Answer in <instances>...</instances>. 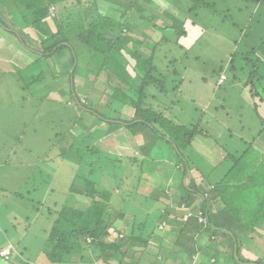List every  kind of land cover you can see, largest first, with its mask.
<instances>
[{
	"label": "trees",
	"instance_id": "16d2710c",
	"mask_svg": "<svg viewBox=\"0 0 264 264\" xmlns=\"http://www.w3.org/2000/svg\"><path fill=\"white\" fill-rule=\"evenodd\" d=\"M62 1L0 0V28L17 37L26 48H30L26 39H29L31 30L42 37L39 43L40 57L33 61L34 64L40 65L47 61L52 64L61 60L58 64L62 69V75L65 76L61 75V77L68 80L66 95L70 96L66 101L72 109L83 110L92 119L82 132L84 135L78 134V140L74 139L75 144L78 145L77 151L87 150L85 153H94L90 150L91 146L82 140H90L92 133H96L91 131L106 123L118 126L108 127L110 129H125L133 138L137 135L141 136L142 142H138L141 152L137 153L135 159L127 158V161L123 160V162L120 159V163L110 160L107 156L104 158L98 156V162L97 158L93 162L87 161L86 164L91 167L88 176L98 172V177L95 176L94 181L87 177L74 180L69 196L63 201H53L46 206V209L43 208L45 202L41 204L34 193L38 189L36 182L38 171L32 173L31 178L19 191H16L15 195L24 201L30 200L35 209V211L33 209L34 214L40 212L47 223L40 224L36 231L31 228L32 224L27 229L30 223L19 227L26 233L21 238L19 235L14 238L8 237L10 243L0 248V260L6 264H35L33 261L38 260H42L45 264H113L116 260L115 254L119 253L117 264H139V258L144 256L153 239L160 242L157 245L159 258H156L152 264H163L169 261L171 255L177 257L180 249L186 250L188 255L198 254L200 260L206 259L205 257L216 260L218 256L215 253L216 245L213 244L215 241H212L211 237L220 235L226 247L230 249L225 256L227 258L229 256L236 264L240 262L241 235L243 233L256 235L264 232V194L261 195L256 206L260 218L252 221L250 227L240 224L234 229L226 228V225L216 223L218 220L216 215L225 216L228 192L231 190L236 193L242 192L247 183L253 179L250 170H254L249 161L243 159L247 157L248 150L238 158L226 155L224 161L227 165L222 177L218 180H209L199 168L191 166L192 162L180 152V148L191 145L199 136L205 139L213 138L211 134L206 129L198 127L199 123L190 128L171 126L163 110H159L164 108L167 111L171 104L170 101H166L168 97L166 83L174 84L172 91H178L181 84V81L176 79L179 74L174 68L176 61L170 56V52L175 48L184 50L190 44L189 39L193 35L189 32L192 27L187 25L183 18L178 19L177 14L184 12L188 16L197 13L198 10H207L213 14L218 12L219 7L223 8L225 0H148L162 8L159 9L160 15L152 9L147 11L146 6L137 3V0H74L71 9L57 11L56 15H52V10L62 4ZM256 1L261 4V0ZM177 2L181 5L178 6L182 12L178 11L179 8L175 10L171 7ZM259 10L262 12H258L260 17L249 20L247 30L242 34L241 40L237 41V49L230 56L227 70L235 71V62L239 61V70L245 71L247 77L244 88L250 98L253 112L258 120L264 123V9L261 7ZM226 21L228 19L223 20L224 23ZM252 23H257V26L263 29V34L257 41L248 34L253 28ZM229 25L233 28L237 27L233 22ZM139 26L148 28L154 39L146 34L142 35L143 38H139L131 30L138 29ZM248 38L252 40L251 46L245 48L249 45L246 41ZM132 41L140 46H131ZM85 65H89L90 70L97 71L98 74L100 71L107 73L109 83L102 92L117 102L112 106L113 108L90 102L88 99L85 103L81 102L83 95H80L75 78L78 73H85V70L83 71ZM32 77L38 79V75L33 74ZM57 78L53 79L57 80ZM88 78L90 79V76ZM227 79L224 68L220 67L217 71L215 88H221ZM149 88H153L166 99L163 106L162 101L158 102L160 106L153 105L154 97L146 93ZM123 107L127 109L124 111ZM117 108H120L124 115L115 121V118L114 120L110 118V114ZM78 120L83 122L82 117ZM262 131L261 128L259 133ZM178 133H181V137L176 136ZM151 138L167 143L173 154L169 153L167 157L166 154L163 156L152 154L155 147L147 144ZM73 146L72 143L71 147ZM128 162L134 163L129 166H134L139 172L132 175L135 180L132 185L135 189L132 188L128 192L129 195L130 192L133 193L134 199L125 194V189L128 187L124 189L125 185L122 187L121 182L117 183L116 179H113V177H122L120 176L122 173L115 172L128 167L126 166ZM164 162L173 163L177 168L179 196L172 192L169 194L167 190L163 192L161 189L149 188L146 192L143 184L144 175L164 171L162 168ZM8 164L9 162L5 161L4 166ZM96 164L97 171L92 169ZM111 168L115 171L114 169V172L110 171ZM109 181L113 182L111 186H108ZM113 189H117L116 193ZM28 193L32 194V200L29 199ZM113 201L119 208L114 207ZM132 203L135 209L128 210ZM174 204L177 205L175 208L172 206ZM180 206L189 211L190 217L186 221L182 220L183 214L175 212L180 210ZM214 208L217 209L216 213L213 211ZM212 212L215 215H212ZM6 215L14 220L17 219L13 213L6 211L0 212V221L5 220ZM202 216L204 222L198 223V218ZM37 217L40 216L37 214ZM37 220L36 218L35 221ZM257 220L261 225L256 223ZM181 223L184 224L183 228L180 226ZM5 232L8 233L6 230ZM173 233H176L174 240L167 239ZM31 238L40 239V248H36L37 252L31 246ZM187 238L194 239L191 245L183 243ZM204 242L209 244H206L208 248ZM8 245L12 248L4 253L3 249ZM205 248L207 251H204ZM177 260V264H195L188 258ZM259 261L243 263L242 260L240 263L259 264Z\"/></svg>",
	"mask_w": 264,
	"mask_h": 264
},
{
	"label": "rangeland",
	"instance_id": "374dc122",
	"mask_svg": "<svg viewBox=\"0 0 264 264\" xmlns=\"http://www.w3.org/2000/svg\"><path fill=\"white\" fill-rule=\"evenodd\" d=\"M137 3L144 4L147 11L152 9L157 15H160L159 9L162 8L156 3L148 0H137ZM173 5L171 7L175 10H178L181 6L178 2ZM73 6L74 0H63L62 4L52 10V15H56L57 11H67ZM222 6L223 8L219 7L218 12L216 11L213 14L207 10H198L197 13H191L188 16L184 12L176 13L178 19L183 18L186 20L187 25L189 24L193 30V32L192 30L189 31L193 35L189 39L190 44L184 50L175 48L174 51L170 52V56L176 61L174 68L179 74L176 79L181 81V84L178 91H172L171 88L174 84L166 83L167 100L153 88H149L146 93L154 97L152 99L154 106L159 105L158 102L161 101L163 106L165 100L171 102L167 109L165 105L167 111L164 108L159 109L160 111L163 110L164 116L171 126L190 128L199 123L198 127L206 129L211 134L213 138L205 139L199 136L195 138L191 145L180 148V152L192 162L193 165L191 166L199 168L209 177V180H218L222 177L227 165L224 161L226 155L238 158L245 150H248L247 157L243 159H247L254 170H250L253 179L247 183L242 192L237 191L236 193L233 190L228 192L229 197L228 202H226L225 216L216 215L218 225L222 223L223 226H227L226 228L234 229L240 224L244 227H250L252 221L260 218V215L256 212V206L257 201L264 194V123H261L253 112L250 98L244 88L247 77L245 71L239 70V61L235 62V71L230 72L227 67L230 56L237 49V41L241 40L242 34L247 30L246 26L249 20L260 17L258 12L261 7L264 9V0H261V4L256 0H225ZM228 6L230 7L226 8ZM178 11L182 12L180 8ZM256 11L257 14H255ZM260 13L262 12L260 11ZM224 19H228V21L224 23ZM230 22H233L237 27H231ZM252 25L253 28L248 34L256 38L254 40L257 41L258 37L263 34V29L261 26H257V23H252ZM53 28L55 30L54 24ZM131 30L139 38H143L142 35L146 34L154 39L152 32L145 26H139L138 29L132 28ZM41 39V36L31 30L29 39H26L30 48H26L17 37L0 28V153L3 150L7 151L10 148L8 145L12 143L15 146L18 144L24 146L15 148V151L24 159L23 161L36 163L37 168H30L33 173L38 171L36 180L38 189L34 193H36L37 200L41 204L45 202L43 208L46 209V206L53 203V201H63L65 197L69 196L74 180L87 177L89 180L94 181L95 176L98 177V172L95 175L88 176L91 167L86 164L87 161L93 162L97 158L98 162V156H100L99 158L107 156L115 162H119L120 159H122V162L123 160L127 161V158L135 159L138 156L137 153L141 152L138 142H142V138L139 135L133 138L123 128L119 130L110 129L108 127L118 126L105 123L91 131V133L94 131L96 133H92L90 140H82V142L91 146L90 150L94 153H85L87 150L77 151L78 145L75 144L74 139H77L78 134L84 135L82 132L85 131L86 126L91 123L92 119L83 110L72 109L66 101L70 96L66 95L68 80L62 78L65 76L62 75V69L58 64L61 60L52 64L48 61L40 63V65L33 63L40 57L41 48L39 43ZM246 41L249 45H245V48H248V46H251L252 40L248 38ZM130 45L133 47L140 46L135 41H132ZM171 57L169 58L172 59ZM220 67L224 68L228 79L221 88H215L217 71ZM19 71L22 73H19ZM83 71L85 73H78L75 78L80 95H83L81 102L85 103L89 100L111 107L116 105L117 102L113 98L104 95L102 92L109 83L107 73L100 71L98 74L97 71L90 70L89 65L83 66ZM233 73H235V76H233ZM33 74L38 75V79L32 77ZM54 77H58L57 80H54ZM220 80L218 83H220ZM27 84L29 85L27 86ZM126 109L127 107L122 108L124 111ZM123 113L120 108L114 109L113 113L110 114V118H113V120L115 118L116 121L124 115ZM81 117L83 122L78 120ZM261 128L263 131L259 133ZM180 134L178 133L176 136L179 137ZM155 140V138H151L147 143L155 147L152 154L156 156L166 154L167 157L169 153H172L167 143ZM72 143L74 144L73 147H71ZM130 164L132 166L134 163L128 162L126 164L128 167L124 166L126 168H121L122 171L115 172L122 173L120 175L122 177H113V179H116L117 183L118 181L121 182L122 187L125 185L124 189L128 187L125 189V194L134 199L133 193L130 192L129 195L128 192L132 188L135 189V186L132 185V182L135 181L132 175L139 174V172L136 171L134 166H129ZM162 168L164 171L144 175L143 184L146 192L149 188L153 190L161 189L163 192L167 190L169 194L172 192L179 196V180H176L179 175L175 164L164 162ZM92 169L97 171L98 165H94ZM113 169L111 168L110 171L114 172L115 169L114 171ZM116 182L114 181V184ZM112 183L109 181L108 186H111ZM254 193L259 195L256 196ZM17 199H20V197L17 196ZM25 202L30 203L29 201ZM26 203L22 205V208H26L23 213L20 208H11L12 206L9 205V209L17 217L12 224L19 229V227L30 223L32 229L34 228V231H36L40 224H46L47 221L43 219L40 212L34 214L32 210H29L30 205ZM113 205L116 209L119 208L115 201H113ZM34 206L38 207L37 205ZM172 206L175 208L177 205ZM127 209L134 210V204L132 203ZM179 209L175 212L183 214L182 220H188L190 217L189 211L183 206H180ZM213 211L216 213L217 209L214 208ZM214 212L211 214L215 215ZM37 214L40 217H37ZM26 216L33 217L32 221H25ZM36 218L37 221H35ZM203 222L204 216L199 217L198 223ZM256 223L261 225L259 220ZM180 226L183 228L184 224L181 223ZM12 230L13 227L6 229L9 238L17 236L11 234ZM175 234L170 235L167 239L174 240ZM247 234L243 233L239 239L242 241V250L239 254L240 262L242 260L243 263L245 261L260 260L259 264H264V232L256 235ZM193 240L187 238L183 240V243L191 245ZM211 240L215 241L213 244L216 247L213 244L210 245L215 247V253L218 255L216 260L212 257H205L206 259L200 260L198 254L188 255L186 250L180 249L177 257L171 255L169 261L163 262V264H177V259L187 258L195 264H236L229 256L228 258L225 256L226 253H229L227 250L230 249L226 247L220 235L215 238L211 237ZM159 242L156 239L151 241L149 247L145 250L144 256L139 258V264H152L156 258H159L157 251ZM204 244L208 243L204 242ZM208 245H206L207 248ZM31 246L37 252L36 248H40V239H32ZM11 248L8 245L6 249H3L4 253L9 252ZM207 248L204 251H207ZM211 254L213 255V253ZM115 257L116 260L119 259L120 254L116 253ZM116 260L113 264H117ZM162 260L158 261L161 262ZM33 262L35 264H45L42 260ZM240 262L238 261L237 264H241Z\"/></svg>",
	"mask_w": 264,
	"mask_h": 264
},
{
	"label": "crops",
	"instance_id": "0c3cea01",
	"mask_svg": "<svg viewBox=\"0 0 264 264\" xmlns=\"http://www.w3.org/2000/svg\"><path fill=\"white\" fill-rule=\"evenodd\" d=\"M8 146H10V148L7 151L3 150L0 153V212L9 211L10 213H13L12 210L9 209V205H11V208H20L23 213V210H26V208H22V205H25V201L27 200L24 201L22 198L17 199L15 193L16 191H19V189H21V187L28 181L29 178H31L30 176L32 175L33 171L30 168H37V165L35 162H27L26 160L23 161L24 159L19 156V153L17 151H15L18 147H24L22 144H18L17 146H15L12 143ZM5 161L9 162L7 166H4ZM24 162H26L27 164H25ZM28 196H30V198H33L32 194L30 193H28ZM28 205H30L29 210L33 211V205L30 203ZM4 218L5 220L0 221V248H2L6 243H10V240L8 239V233L5 232L7 228L13 227L11 234H16L17 236L19 235L20 238L23 237V235L26 233L24 230L20 231L21 229L19 230L12 224V222L15 221L14 219H12V217H8L6 215L4 216ZM32 219L33 217L28 216L24 220L32 221ZM29 227H31V224L27 229H29ZM0 264L6 263L0 260Z\"/></svg>",
	"mask_w": 264,
	"mask_h": 264
}]
</instances>
